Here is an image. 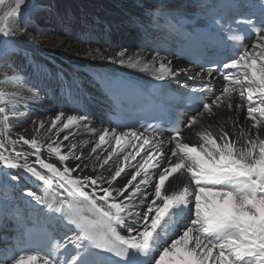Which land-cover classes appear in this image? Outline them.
Listing matches in <instances>:
<instances>
[{"label":"bare ground","instance_id":"bare-ground-1","mask_svg":"<svg viewBox=\"0 0 264 264\" xmlns=\"http://www.w3.org/2000/svg\"><path fill=\"white\" fill-rule=\"evenodd\" d=\"M129 1L132 3L129 6L119 2L114 7L108 3V0H44V3L33 10L28 25L23 29L18 26L22 23L20 19L11 18L9 21L8 33H11L9 38L15 47L0 61V107L5 108V112L0 113V141L9 146L6 149H0V152L7 157L15 156L17 151H23L27 154L29 166L45 176L49 183L46 184L22 168H10L3 160H0V222L2 224L7 222V218H13L15 210L17 212L30 210L43 221L54 219L63 229L62 231L74 239L80 229L75 224H69L68 221L76 219L79 222L81 219L75 213L69 216L64 215L68 211L66 207L68 201L64 197L67 196L71 187L66 181H78L84 175L96 177L101 174L106 179H111L117 168L122 171L121 176L113 180L115 186L127 184V181L136 175V180L129 188V192H135V185L141 179L147 178L150 183L147 186L141 185L140 189L155 199V182L152 177L159 169L154 167L156 161L148 153L156 156L157 150H161L170 155L169 150L175 147V140L147 136L139 132H136L137 137H132L133 132L117 131L106 124L101 118L105 110H109L107 98L94 84L87 73V68L98 64L97 66L153 80L167 81L181 87H186L192 79L213 80V78L206 72H200L158 51L157 47L166 46L168 42L152 11L163 5L175 7L178 3L186 5V2H179V0ZM12 3L11 0L4 1L0 4V12H4ZM36 16H39L41 25L44 26L39 31H36L34 25ZM86 22L90 30L83 42L78 38L76 31L82 30ZM48 27L51 28L49 33ZM119 33L128 35L125 38L127 42L125 41L121 48L112 50L114 46L119 45L116 44ZM108 36L113 37V41H109ZM105 38L110 43H105ZM87 43L91 44L87 45ZM121 50L127 52L124 64L109 58L115 57ZM259 52L260 45H255L248 54L256 55L258 58ZM161 62L166 66L170 64L168 71L176 74L168 75L165 72L163 79H157L156 77L161 75L159 68ZM246 71L251 78V70L242 67L240 77L234 80L232 85L229 86V82L218 84L220 100L217 104L210 102V111L204 110L195 115L196 120L191 126L188 125L179 137L182 142L195 146L198 150L201 145L211 150L212 145L204 139L206 136L214 139L217 144H222L220 137L226 131L229 133V142L236 141L235 147H241L247 136L255 137L256 132L251 127L252 121L247 116V92L242 100L240 83H238L239 81L247 84V80L244 79ZM189 75L192 79L188 78ZM258 95L257 92H253V102L256 104L259 103ZM86 103L87 106L84 107ZM230 104L232 107H229ZM237 104L241 105L239 109L235 107ZM61 113V121H57L56 126L53 127L51 121ZM84 114L89 118L87 128L83 127V122L79 120H67L68 115ZM41 121L44 122L43 127H41ZM65 124H68L67 128L64 127ZM105 129L110 130L109 135L106 141L101 142L99 137L104 134ZM112 130L120 135L119 144L111 138ZM20 136L37 140L40 145V158L45 163L53 164L60 171H63L65 167L74 168L76 164L80 165V169L70 172L65 180H61L36 162L34 150L29 145L23 144V141L19 139ZM65 136L68 137L67 140L64 139ZM161 140L164 141L163 144L159 143ZM10 141H17V143L12 146ZM49 145L52 147L58 145L60 154L69 156L70 159L61 163L59 156L51 151ZM138 145L143 147L138 148ZM72 152L82 158L80 160L71 158ZM200 156L207 165V158L203 154ZM19 162L24 163V159ZM141 164L144 168H140ZM145 171H147V177ZM189 184L190 174L186 170H181L165 182L161 194L180 193ZM192 187L195 185L192 184ZM85 190L91 193V188ZM28 191H32L39 197V202L28 196L26 194ZM127 196L128 193H125V198H117L116 202L130 203L132 206L138 203L139 196L132 201H128ZM157 203L160 201L157 200ZM189 204L192 210L194 197L190 198ZM142 208L143 205H140V209ZM56 209L60 211L57 212ZM131 210L135 212L138 209L132 207ZM177 216L173 208L158 226L155 233L161 235L162 240L158 242L153 238V242L150 243L152 253L148 264H153L158 254L157 246H162L166 239L172 237L168 233V226L169 222L175 220ZM115 227L117 235L127 238L129 232L124 224ZM183 228L182 231L179 228L178 232L182 233ZM172 238L176 237L173 235ZM168 242L170 243V239ZM28 264H43V262L36 259L34 262L29 261ZM162 264H169V258L166 257ZM254 264H257V260Z\"/></svg>","mask_w":264,"mask_h":264},{"label":"snow or ice","instance_id":"snow-or-ice-1","mask_svg":"<svg viewBox=\"0 0 264 264\" xmlns=\"http://www.w3.org/2000/svg\"><path fill=\"white\" fill-rule=\"evenodd\" d=\"M3 3L4 0H0V4ZM257 7L261 15H264V0H261ZM219 23L220 21H217V24ZM257 31L260 33L256 37L257 41H264V30ZM0 33L11 34L5 32V29H0ZM126 55L127 52L121 50L115 57L109 58L124 64ZM258 55L264 58V44L260 45ZM256 60V55L250 56L245 50L238 58L234 57L231 64H224V67L234 68L243 61ZM170 67V64L166 66L161 62L159 65L161 75L156 78L163 79L165 72L168 75H175L176 73L168 71ZM247 68L251 70V78L246 71L244 79L247 80V84L239 81L238 83H240L242 100L247 92V116L252 121L251 127L256 132L255 137L247 136L241 147H235L236 141L229 142V133L225 131L220 137L222 144H217L214 139L206 136L204 139L212 145L211 150L203 145L198 150L195 146L182 142L179 139L180 129L175 128L173 137L175 147L169 150L170 155L161 150H157L156 156L148 153L156 161L154 167L159 169L152 177L155 182V199L140 189L141 185L147 186L150 183L147 178L141 179L135 185V192H129V188L136 180V175H133L127 184L115 186L113 180L121 176L120 168L115 170L111 179H106L101 174L96 177L84 175L81 180L66 181L71 187L64 197L68 201L66 205L68 211L64 215H73L78 209L87 206L94 213L95 219L79 222L76 219L69 220L68 223L75 224L80 231L75 234L74 239L65 234L66 243L59 245L64 249L62 253L53 255L44 252L43 264H111L112 256L109 254L125 260V264H134L133 255L129 254L128 250H133V253H143L153 242L154 233L169 210L180 203L187 205L193 197L194 207L191 210L190 223L183 228L182 234L177 232L173 234L176 238H172V235L163 242L162 246H157L158 254L153 264H162L166 257L169 258V264H250L245 257L256 258L257 264H264V59L259 63V67L248 63ZM188 78L192 79V76L189 75ZM227 78L224 77L225 80ZM204 87L209 89L210 85ZM254 91L259 94L258 104L253 102ZM219 100L220 97L216 96L212 104H217ZM203 107L211 110L208 103ZM229 107L232 105L230 104ZM235 107L239 109L241 105L237 104ZM4 112L5 108L0 107V113ZM61 118L62 113L56 115L51 121L52 126L55 127ZM196 118L195 115L191 116L188 125L191 126ZM67 120H79L83 122V127H88L89 118L86 114L68 115ZM43 125L44 122L41 121V127ZM64 127L67 128L68 124ZM109 131L105 129L104 134L100 135L101 142L106 141ZM131 136L137 137L138 134L133 132ZM111 138L115 139L117 144L120 143L121 137L114 130L111 131ZM19 139L34 150L36 162L42 168L61 180H65L70 172L80 169V165L76 164L74 168L65 167L60 171L53 164L45 163L40 158V145L35 138L26 139L20 136ZM64 139L67 140L68 137L65 136ZM9 143L15 146L17 141ZM159 143L163 144L164 141L161 140ZM8 146L0 141V149H6ZM49 147L59 156L61 163L70 159L69 156L60 154L58 145L56 147L49 145ZM137 147L142 148L143 145ZM200 154L207 158V165ZM71 158L80 160L82 157L72 152ZM21 159H24V163L19 162ZM0 160L10 168H22L46 184L49 183L45 176L29 166L27 154L23 151H17L15 156L7 157L0 152ZM140 168H144V165L141 164ZM181 170H186L190 174L189 186L180 193L162 195L165 182ZM145 176L147 177V171ZM105 184L107 186H104ZM192 184L195 187H192ZM86 188H91V193L86 191ZM125 193H128L126 197L128 201L135 200L139 196L138 203L132 206L130 203L116 202L117 198H125ZM26 194L39 202V197L32 191ZM157 200L160 203H157ZM140 205H143L142 209ZM132 207L138 210L133 212ZM56 211L59 212L60 209ZM119 224H124L128 229L127 238L116 234L115 226ZM70 246L71 254H69ZM17 255L11 257V264H28L29 261L34 262L37 259L36 255H19L17 259ZM0 264H8V261L0 258Z\"/></svg>","mask_w":264,"mask_h":264},{"label":"rangeland","instance_id":"rangeland-1","mask_svg":"<svg viewBox=\"0 0 264 264\" xmlns=\"http://www.w3.org/2000/svg\"><path fill=\"white\" fill-rule=\"evenodd\" d=\"M6 1V0H4ZM13 1L12 4H10L7 9H5L4 12H0V29H5V32L8 33L9 31V21L11 20V18H17L16 20L20 19V22H22L20 25H18L20 27V29H23L26 25H28V22L30 21V17L31 14H33V10H36L38 5H40L41 3H44V0H11ZM124 3L126 5H130L132 3H130L129 0H108V3L112 6L115 7V5L117 3ZM163 7V6H162ZM165 7V6H164ZM117 8V6H116ZM35 22V23H34ZM34 25H35V29L36 31H39L40 28H44V26H42V21L39 18V16L35 17L34 20ZM48 33L51 31V28L48 27ZM90 30V26L88 25V23L86 22L85 24H83V29L82 30H77V35L78 38H80L81 41H85L86 37L89 33ZM80 36V37H79ZM119 37L116 38V41L119 44L117 47H113L112 50H117L119 48H121L122 44H124V42H127V39L125 40L126 37H128V35L122 34L118 35ZM107 38H109V41H113V37L108 36ZM107 38L104 39L105 43H108L109 41L107 40ZM110 43V42H109ZM91 43H87V45H89ZM15 45L11 42L9 35H5L4 33H0V61L3 59V57H5L7 55V53L13 48L14 49ZM98 65V64H96ZM100 65V64H99ZM122 70V68H117ZM125 70V69H124Z\"/></svg>","mask_w":264,"mask_h":264}]
</instances>
